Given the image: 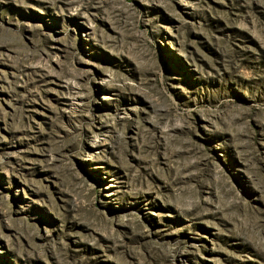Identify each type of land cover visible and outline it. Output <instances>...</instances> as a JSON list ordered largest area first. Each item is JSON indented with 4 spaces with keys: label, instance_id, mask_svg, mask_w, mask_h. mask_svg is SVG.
I'll return each instance as SVG.
<instances>
[{
    "label": "rangeland",
    "instance_id": "1",
    "mask_svg": "<svg viewBox=\"0 0 264 264\" xmlns=\"http://www.w3.org/2000/svg\"><path fill=\"white\" fill-rule=\"evenodd\" d=\"M0 264H264V0H0Z\"/></svg>",
    "mask_w": 264,
    "mask_h": 264
}]
</instances>
